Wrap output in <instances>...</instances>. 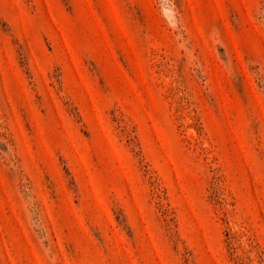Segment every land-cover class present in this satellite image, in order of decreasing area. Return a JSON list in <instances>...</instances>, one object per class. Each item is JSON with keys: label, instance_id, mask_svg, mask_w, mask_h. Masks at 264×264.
Here are the masks:
<instances>
[{"label": "rangeland", "instance_id": "374dc122", "mask_svg": "<svg viewBox=\"0 0 264 264\" xmlns=\"http://www.w3.org/2000/svg\"><path fill=\"white\" fill-rule=\"evenodd\" d=\"M0 264H264V0H0Z\"/></svg>", "mask_w": 264, "mask_h": 264}]
</instances>
